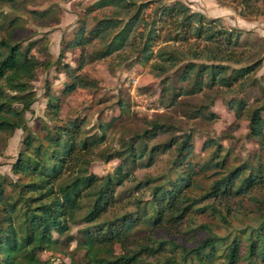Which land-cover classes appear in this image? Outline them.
<instances>
[{"label":"trees","instance_id":"16d2710c","mask_svg":"<svg viewBox=\"0 0 264 264\" xmlns=\"http://www.w3.org/2000/svg\"><path fill=\"white\" fill-rule=\"evenodd\" d=\"M230 1L239 7L242 17L264 16V0ZM11 3L16 1L0 0V7ZM105 9L109 16L98 19L91 29L83 22L74 38L63 43L58 62L68 49H82L94 40L102 44L94 53L95 60L122 50L134 52L135 61L154 58L151 68L157 74L175 69L173 76L162 80V93L172 96L170 107L182 95L194 96L216 87L229 93L236 87L242 92L256 83L250 76L262 60L247 61L238 51L240 30L219 27L216 20H208L181 2L166 5L159 0H97L86 12ZM17 19H8L0 12V140L6 141L16 130L26 133L11 166L16 179L0 176V264H52L38 255L51 251L71 224L82 225L76 244L83 251L84 264H264V83L260 84V97L251 104L243 98L233 100L235 96L228 102L237 121L247 120L246 139L259 147L251 159L234 165L230 150L207 139L202 150H213L206 161L197 163L193 160L192 129L176 131L157 117L106 154L105 161L118 162L112 174L83 177L82 169L88 170L95 159H101L107 133L122 117L126 104L118 102L120 115L94 128L74 118L44 128L42 135L33 134L25 114L35 102L32 83L44 63L32 53L38 42L23 46ZM158 43L162 45L154 53ZM61 69L71 81L60 94L48 87L44 94L47 114L54 121H58L61 96L92 86L91 81L73 76L70 66ZM81 69L78 65L75 70ZM175 84H185L186 88H175ZM188 112L189 119L217 118L200 108ZM160 137L167 139L157 140ZM166 154L172 155L169 173L135 186L136 190L148 189L150 198L135 202L131 213L109 218L107 214L121 196L117 189L134 179L136 170L152 167L157 156ZM204 180L208 183L202 190ZM244 198L254 210H248L252 221L242 229L231 228L214 202L201 206L207 200L240 204ZM206 211L228 225L224 235L202 225L207 233L191 247L155 237L145 243L131 238L141 228L153 234L165 225L174 227L189 215ZM226 211L230 213L228 208ZM67 238L74 241L71 236Z\"/></svg>","mask_w":264,"mask_h":264},{"label":"rangeland","instance_id":"374dc122","mask_svg":"<svg viewBox=\"0 0 264 264\" xmlns=\"http://www.w3.org/2000/svg\"><path fill=\"white\" fill-rule=\"evenodd\" d=\"M16 3L3 5L0 12L8 19L18 18L21 26L18 37L23 39V46L28 42H38L32 53L36 60L44 63L36 72V79L32 83L35 94V102L31 110L25 114L26 123L33 134L42 135L44 128L53 124H66L74 118L85 120L88 128H94L100 122H109L120 115L118 102L125 103L122 117L114 123L113 128L107 133L106 143L102 146L101 159H95L88 170L82 169L83 177L90 174L106 176L113 173L118 165L116 160L105 161V156L118 148L122 139H128L133 133L141 131L147 121L157 117L163 118L173 125L175 130L192 129L194 138V161L203 163L213 150H202L207 139H213L230 150V163L236 165L259 152L257 143L246 139L247 120L244 117L238 121L233 110L229 109L228 102L243 98L248 104L256 101L260 95V84L264 83V16L239 15V7L230 0L224 2L218 0H159L161 3L171 5L181 2L191 11L201 13L208 20H216V25L226 30H240V46L238 51L243 53L247 61L262 60L260 68L250 76L256 80L252 86H247L242 92L233 87L229 93L224 88L216 87L213 90H204L194 95H182L177 99V104L168 106L172 98L169 92L162 93V80L173 76L175 69L167 71L164 75L154 72L151 65L154 58L149 61L136 60L132 51L122 50L117 54L102 60H95L94 53L102 47L98 40L81 48L68 49L58 62V56L63 43L74 38V32L85 22L91 29L98 19L109 16V10H100L87 13V7L97 0H15ZM152 7V6H150ZM30 11L35 12L31 14ZM44 12L45 14H41ZM154 45L153 52L161 46ZM61 62V64H60ZM132 64V65H131ZM68 65L74 70L73 76H80L83 80L91 81L89 88H77L73 93L61 96L62 106L58 121H54L47 114L46 88L55 94H60L63 86L71 80L65 71L61 69ZM78 65L82 66L80 71ZM251 81V80H250ZM186 88L185 84H175ZM173 92H177L173 90ZM238 92V93H237ZM236 93V94H233ZM200 108L203 113L212 112L216 115L213 121L197 118L189 119L188 111ZM264 117V115H263ZM57 122V123H55ZM26 133L16 130L6 141L0 140V176L16 178L11 173V166L15 162L22 148V141ZM160 137L157 140H165ZM106 146V147H105ZM104 150V152H103ZM98 151V150H97ZM171 154L157 156L154 165L148 169H138L134 172V179L117 189L116 194H121L119 201L112 207L110 217H119L134 211V204L139 200L146 201L151 194L148 189L136 190L139 182L148 179H158L169 173ZM201 184L203 189L207 188ZM214 202V206L220 209L231 228L242 229L247 222L252 221V215L248 210H254L248 198H244L240 204L236 201L207 200L201 206ZM230 213L227 214L226 209ZM247 214V215H246ZM207 225L220 235H224L228 225L219 221L209 211L189 215L183 223L170 227L163 226L153 234L146 228H141L132 235V240L138 243L149 242V238L175 240L176 242L191 247L199 237H203L207 231L200 228ZM82 225L71 224L69 231L58 239L51 251H45L38 255L42 261L52 264H84L83 251L77 249L76 240L80 238L79 230ZM196 230V231H193ZM68 236L74 238L69 242ZM56 237V235H55ZM119 252V248L116 247Z\"/></svg>","mask_w":264,"mask_h":264}]
</instances>
